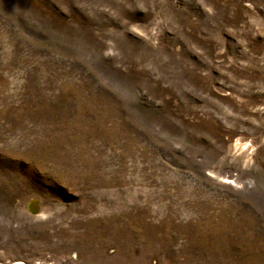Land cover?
Segmentation results:
<instances>
[{
	"label": "rangeland",
	"instance_id": "1",
	"mask_svg": "<svg viewBox=\"0 0 264 264\" xmlns=\"http://www.w3.org/2000/svg\"><path fill=\"white\" fill-rule=\"evenodd\" d=\"M3 262L264 264V0H0Z\"/></svg>",
	"mask_w": 264,
	"mask_h": 264
},
{
	"label": "bare ground",
	"instance_id": "2",
	"mask_svg": "<svg viewBox=\"0 0 264 264\" xmlns=\"http://www.w3.org/2000/svg\"><path fill=\"white\" fill-rule=\"evenodd\" d=\"M30 209L34 212H36L38 210V201H33L30 203ZM0 264H23L22 262H13V263H10V262H3V263H0ZM25 264H43L41 262H28V263H25Z\"/></svg>",
	"mask_w": 264,
	"mask_h": 264
}]
</instances>
